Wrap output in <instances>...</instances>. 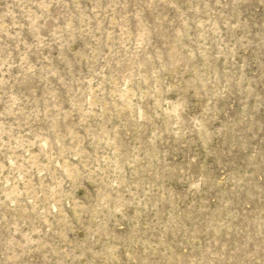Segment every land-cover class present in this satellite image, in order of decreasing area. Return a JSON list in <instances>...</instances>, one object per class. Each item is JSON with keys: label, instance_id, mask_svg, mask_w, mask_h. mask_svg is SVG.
I'll use <instances>...</instances> for the list:
<instances>
[{"label": "rangeland", "instance_id": "rangeland-1", "mask_svg": "<svg viewBox=\"0 0 264 264\" xmlns=\"http://www.w3.org/2000/svg\"><path fill=\"white\" fill-rule=\"evenodd\" d=\"M0 264H264V0H0Z\"/></svg>", "mask_w": 264, "mask_h": 264}]
</instances>
